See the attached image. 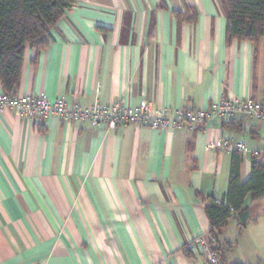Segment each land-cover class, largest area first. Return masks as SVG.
<instances>
[{
    "label": "crops",
    "instance_id": "1",
    "mask_svg": "<svg viewBox=\"0 0 264 264\" xmlns=\"http://www.w3.org/2000/svg\"><path fill=\"white\" fill-rule=\"evenodd\" d=\"M50 34L44 49L26 47L15 95L170 111L264 103V33L227 41L219 0H75ZM231 121L152 129L47 117L38 130L4 111L0 264H205L183 247L208 236L203 198L225 199L236 152L208 142H245L241 183L254 153L264 157V123ZM247 205L241 232L235 217L222 231L235 241L227 264H264V197Z\"/></svg>",
    "mask_w": 264,
    "mask_h": 264
},
{
    "label": "trees",
    "instance_id": "2",
    "mask_svg": "<svg viewBox=\"0 0 264 264\" xmlns=\"http://www.w3.org/2000/svg\"><path fill=\"white\" fill-rule=\"evenodd\" d=\"M74 3L75 0H0V83L4 94H15L26 47L37 51L47 47L52 41L50 31ZM219 7L225 18L227 41L257 44L264 33V0H219ZM35 127L41 130L42 123ZM239 163V153L234 152L225 199L211 195L203 198L210 224L209 243L221 255V264H227L226 255L235 245V241L221 237L228 220L237 219L240 233L249 220L247 200L264 197V157L253 158L250 175L243 183Z\"/></svg>",
    "mask_w": 264,
    "mask_h": 264
},
{
    "label": "built area",
    "instance_id": "3",
    "mask_svg": "<svg viewBox=\"0 0 264 264\" xmlns=\"http://www.w3.org/2000/svg\"><path fill=\"white\" fill-rule=\"evenodd\" d=\"M6 110L26 117L34 124L43 122L47 117H56L65 121H88L94 126L141 124L152 129H174L182 125L195 127L216 118L232 120L235 116L264 123V103L251 98H220L205 109L176 108L170 111L167 108H154L149 101L131 106L123 100L105 104L96 99L91 105L82 107L76 102L68 103L61 97L50 100L44 93L6 95L0 92V114ZM208 146L236 151L241 155L249 151L244 141L229 139L211 140ZM254 154L257 158H263L257 152ZM183 249L191 254L200 253L205 264H221V255L212 249L206 235L192 238Z\"/></svg>",
    "mask_w": 264,
    "mask_h": 264
}]
</instances>
